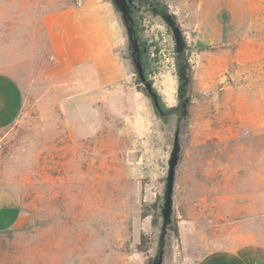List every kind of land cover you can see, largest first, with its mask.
Here are the masks:
<instances>
[{
  "label": "rangeland",
  "instance_id": "rangeland-1",
  "mask_svg": "<svg viewBox=\"0 0 264 264\" xmlns=\"http://www.w3.org/2000/svg\"><path fill=\"white\" fill-rule=\"evenodd\" d=\"M76 1L0 0V71L25 92L20 118L0 129V185L21 204L17 224L0 231V264H152L178 123L163 263L193 264L179 232L185 220L205 246L235 230L264 238V4H249L248 57L215 66L217 81L197 90L192 50L179 58L160 13L134 0L141 59L165 110L181 104L179 68L189 64L190 103L180 119V109L162 116L155 108L117 8L109 58L88 59L81 84L79 73L64 71L46 22ZM150 1L165 9L164 0ZM107 67L111 82L101 84Z\"/></svg>",
  "mask_w": 264,
  "mask_h": 264
},
{
  "label": "crops",
  "instance_id": "crops-1",
  "mask_svg": "<svg viewBox=\"0 0 264 264\" xmlns=\"http://www.w3.org/2000/svg\"><path fill=\"white\" fill-rule=\"evenodd\" d=\"M164 1L176 16L187 46L194 53L195 89L204 90L206 84L217 81L212 74L215 66L248 57V47L252 48L247 42L249 4L262 5L264 0ZM46 26L64 71L79 73L81 84L88 59L109 58L120 17L112 0H82L81 5L76 1L66 8L62 18L47 20ZM235 44L238 46L232 53L230 46ZM254 54L257 57V49ZM109 72L108 67L106 72L102 71L101 84L111 82ZM24 107L22 85L13 75L0 71V129L14 124ZM20 215L18 195L13 189L0 185V231L15 226ZM193 223L185 220L179 226L181 241L193 256V264H264V238L260 235L235 230L215 244L205 246Z\"/></svg>",
  "mask_w": 264,
  "mask_h": 264
},
{
  "label": "water",
  "instance_id": "water-1",
  "mask_svg": "<svg viewBox=\"0 0 264 264\" xmlns=\"http://www.w3.org/2000/svg\"><path fill=\"white\" fill-rule=\"evenodd\" d=\"M116 8L121 12L123 20L128 30L129 39L132 47V57L135 63V67L137 69L139 78L141 82L144 84L148 94L153 100L154 106L157 111L162 115L166 116L172 113L176 109L181 110L180 119L185 118L188 114V106H189V78L187 75V63H182L179 68V76L182 81L180 87L179 97L182 99L181 104L175 108L165 110L161 104L158 92L153 88V83L149 81L146 76L145 68L143 65V61L141 59V53L139 49L138 39L136 37L135 31V21L133 17V7L132 0H112ZM146 3L150 2V0H144ZM152 11L154 13L159 12L163 17L166 24L170 27L171 32L173 34L176 51L179 55H182L187 48V41L182 31L181 26L179 25L177 19L174 14L167 9H158L157 7H152ZM180 124H177L172 150L170 153V157L168 160V170L166 176V183L164 189V202L161 208L162 212V228L159 237V247L155 258L153 259L152 264H164V253H165V245H166V237L169 230L173 229V212H174V187H175V179L177 172V165L181 159V151L182 144L180 140Z\"/></svg>",
  "mask_w": 264,
  "mask_h": 264
},
{
  "label": "trees",
  "instance_id": "trees-1",
  "mask_svg": "<svg viewBox=\"0 0 264 264\" xmlns=\"http://www.w3.org/2000/svg\"><path fill=\"white\" fill-rule=\"evenodd\" d=\"M165 7V9H167L168 10V6L167 5H165L164 6ZM133 13H134V11H133ZM175 16V15H174ZM133 17H134V15H133ZM175 18H176V16H175ZM134 21H135V19H134ZM178 57L179 58H181V55H179L178 54ZM188 69H189V64H188V67H187V75H188V78H189V83H191V81H192V77L188 74ZM160 98V97H159ZM161 101V100H160ZM189 103H190V101H189ZM163 106V105H162ZM164 108V107H163ZM159 113V112H158ZM188 115V114H187ZM175 230H177L178 231V228L177 227H175Z\"/></svg>",
  "mask_w": 264,
  "mask_h": 264
},
{
  "label": "flooded vegetation",
  "instance_id": "flooded-vegetation-1",
  "mask_svg": "<svg viewBox=\"0 0 264 264\" xmlns=\"http://www.w3.org/2000/svg\"><path fill=\"white\" fill-rule=\"evenodd\" d=\"M141 1H143L144 3H146L144 0H141ZM146 4H148L150 7H151V9H152V7H156V5H155V3L153 2V1H150V2H148V3H146ZM132 7H133V9L135 10V8H136V5H135V1L134 0H132ZM182 82V81H181ZM178 110V109H177Z\"/></svg>",
  "mask_w": 264,
  "mask_h": 264
},
{
  "label": "built area",
  "instance_id": "built-area-1",
  "mask_svg": "<svg viewBox=\"0 0 264 264\" xmlns=\"http://www.w3.org/2000/svg\"><path fill=\"white\" fill-rule=\"evenodd\" d=\"M81 3H82V0H77L78 5H81Z\"/></svg>",
  "mask_w": 264,
  "mask_h": 264
}]
</instances>
